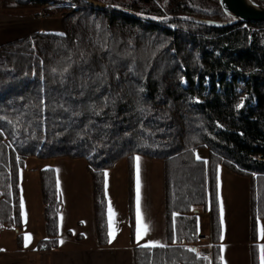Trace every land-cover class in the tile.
I'll return each instance as SVG.
<instances>
[{
    "label": "trees",
    "instance_id": "1",
    "mask_svg": "<svg viewBox=\"0 0 264 264\" xmlns=\"http://www.w3.org/2000/svg\"><path fill=\"white\" fill-rule=\"evenodd\" d=\"M38 8L61 15L62 34L0 45V233L15 232L24 249L25 159H84L96 241L108 246L104 173L142 156L163 162L165 245L132 246V264H221L220 168L249 179L259 264L264 22L237 19L221 0H0V11ZM39 181L44 237L33 250L51 252L63 204L52 168ZM128 197L133 240V180ZM200 213L209 217L210 255L198 246Z\"/></svg>",
    "mask_w": 264,
    "mask_h": 264
},
{
    "label": "rangeland",
    "instance_id": "2",
    "mask_svg": "<svg viewBox=\"0 0 264 264\" xmlns=\"http://www.w3.org/2000/svg\"><path fill=\"white\" fill-rule=\"evenodd\" d=\"M253 1L255 6L264 8V0ZM38 9L39 11L36 16L40 19H48L51 17H58L61 19V15L59 14L50 15L45 13L42 8ZM62 33L63 31L58 33L54 32L53 34ZM202 154L203 156H206L205 152H202ZM137 158H139L140 215L142 218L141 223L143 225H145L147 222L145 214L147 211L146 208H149L150 210L154 209L153 200H156V195L158 197V194H161L164 201L163 162L161 160H150L142 156H134L131 159H121L117 161L111 168L107 169L105 171L107 177H105L104 173V191L106 196L108 216V233L110 222L109 206L111 207V222L115 232V236L110 243L111 245L124 244L126 241H130V210L128 196L131 180H133V186L135 190L134 194L137 195ZM48 168H52L54 170L56 182L60 183V188L58 191L61 200L64 199V215L67 214L69 216V219H65H68L67 221L64 220L65 223L67 225L70 224V219L74 215L82 212V208L79 207V203H84L87 192L83 189V180L88 179L91 182L90 176L86 170V161L84 159H38L32 157L25 159L24 164L19 171L20 199L21 205H23V207H21L22 227L20 229V233L22 234L24 246L26 236L29 237L27 241L28 246L34 245L38 240L44 237L43 204L39 172L40 170ZM231 175L232 174L222 168L218 170L217 197L220 224L221 208L223 209V227L220 229V237L222 236L223 238L221 240L233 238V236H235L234 232L239 229L241 218L237 210L242 212L241 207L244 204L246 196L244 185L232 180ZM243 179L247 182L248 186L249 179ZM71 180H76L77 182H71ZM105 181H107V187L105 186ZM87 190H89V188ZM248 195L249 191L247 188V196ZM87 196L89 198L92 197V192L88 191ZM145 197L152 202L150 201V204L145 203ZM77 198L79 203L77 202L76 208H71L70 206L72 201ZM248 201L247 205H249ZM197 226L199 233L202 235L207 236L210 234L209 217L207 214H198ZM228 232L233 233L231 234ZM237 235H240V233ZM146 236L147 232L142 235L140 240L142 241ZM204 243L207 244V241ZM14 247L16 249V233L9 230L1 232L0 251L6 252L12 250ZM201 248L209 249L206 245H201ZM204 253H207V251Z\"/></svg>",
    "mask_w": 264,
    "mask_h": 264
},
{
    "label": "crops",
    "instance_id": "3",
    "mask_svg": "<svg viewBox=\"0 0 264 264\" xmlns=\"http://www.w3.org/2000/svg\"><path fill=\"white\" fill-rule=\"evenodd\" d=\"M38 11L39 9L0 11V45L23 38L32 32H62L60 18L40 19L36 16ZM231 176L232 180L244 185L246 196L244 204L241 207L242 212L237 210L241 220L239 229L234 232L235 236L226 240H220V256L223 258L221 264H252L251 255L252 244L254 242L252 241L253 235L250 229L249 205H247L249 197V195L247 196V188L249 191V184L247 186V182L243 177H237L233 174ZM72 181L77 182L76 180ZM83 181L84 184L82 186L84 188L80 187L84 191H87L84 203H79L77 198L72 201L70 206L71 208H76L78 202L80 204L79 207L82 208V212L74 215L68 225L65 221L69 219V216L67 214L64 215L65 206L64 199H62L63 207L59 215L58 249L51 252L34 251L33 249L37 242L32 246H24L22 250H16L14 247L12 250L6 252L0 251V264H132V246L143 247L142 245H151L153 243L159 246L165 245L164 201L162 195L158 194V197L156 195V200H153V210L146 208L147 222L145 225L147 226V236L142 241L139 240L137 242V211L136 195L134 194L133 240L130 239V241H126L124 244L111 245L109 243L106 247H100L95 235L92 197L89 198L87 196L88 191H91V182L88 179ZM88 188L89 190H87ZM150 201L148 198L145 199V203L150 204ZM235 213L238 214L237 212ZM66 218L68 219L65 220ZM262 232H264V219H259L255 231L259 264H262L260 249L264 247V235H262ZM228 233L232 234L233 232ZM238 233L240 235H237ZM206 241L207 244L204 243ZM201 245H206L209 249H203ZM198 246L203 255H210L211 244L208 240V235L201 237V242ZM206 251L207 253H204Z\"/></svg>",
    "mask_w": 264,
    "mask_h": 264
},
{
    "label": "water",
    "instance_id": "4",
    "mask_svg": "<svg viewBox=\"0 0 264 264\" xmlns=\"http://www.w3.org/2000/svg\"><path fill=\"white\" fill-rule=\"evenodd\" d=\"M221 3L225 10L241 21L264 22V8L250 7L244 0H221ZM193 251H196V247H193Z\"/></svg>",
    "mask_w": 264,
    "mask_h": 264
},
{
    "label": "snow or ice",
    "instance_id": "5",
    "mask_svg": "<svg viewBox=\"0 0 264 264\" xmlns=\"http://www.w3.org/2000/svg\"><path fill=\"white\" fill-rule=\"evenodd\" d=\"M199 159V157H197ZM105 177H107V174L105 173ZM105 186L107 187V181H105ZM57 188L59 190V182H57ZM23 207V205H21ZM136 211H137V242L142 238V235L147 232V226L143 225L141 223V215H140V180H139V158H137V195H136ZM109 213H110V222H109V243L112 242V239L115 236V232L113 230L112 222H111V207L109 206ZM175 216V214H174ZM221 227H223V209L221 208ZM262 235H264V232H262ZM223 237L221 236V239ZM29 237H25V247L28 246L27 241ZM62 243V242H61ZM143 247H157L159 245L153 243L151 245H142ZM189 251H193L192 249H188ZM261 251V260L262 264H264V247L260 249ZM223 258L221 257V260Z\"/></svg>",
    "mask_w": 264,
    "mask_h": 264
},
{
    "label": "bare ground",
    "instance_id": "6",
    "mask_svg": "<svg viewBox=\"0 0 264 264\" xmlns=\"http://www.w3.org/2000/svg\"><path fill=\"white\" fill-rule=\"evenodd\" d=\"M244 2L250 7H256L253 0H244Z\"/></svg>",
    "mask_w": 264,
    "mask_h": 264
}]
</instances>
